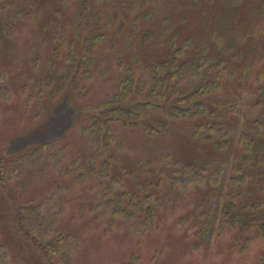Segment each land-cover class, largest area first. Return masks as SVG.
Wrapping results in <instances>:
<instances>
[{"label": "rangeland", "instance_id": "rangeland-1", "mask_svg": "<svg viewBox=\"0 0 264 264\" xmlns=\"http://www.w3.org/2000/svg\"><path fill=\"white\" fill-rule=\"evenodd\" d=\"M1 2L7 17L35 11L17 20L12 37L0 43V73L10 89L0 99V264L61 261L38 248L17 220V208L49 197L61 207L56 234L66 240L70 264H263V230L224 225L221 214L240 176L238 162L249 153L241 140L245 132L264 155V139L254 130L256 118L264 119V0ZM91 35L98 42L89 73L81 70L79 94L53 93L47 76L64 73L72 52L80 60L83 50L75 47ZM187 40L193 52L209 46L215 67L203 79L218 87L206 98L220 107L236 105L237 112L222 119L230 130L227 148L197 138L195 120L170 121L164 137L116 123L115 158L110 173H100L108 158L87 129L119 92L120 63L147 80L145 65L176 56L189 47ZM65 100L80 115L73 125L71 110H60ZM52 128L67 132L42 160L11 177L12 163L34 147H17L18 141ZM176 161L199 172L186 175Z\"/></svg>", "mask_w": 264, "mask_h": 264}, {"label": "trees", "instance_id": "trees-1", "mask_svg": "<svg viewBox=\"0 0 264 264\" xmlns=\"http://www.w3.org/2000/svg\"><path fill=\"white\" fill-rule=\"evenodd\" d=\"M5 4L6 2L0 3V43L12 37L17 20L29 18L35 11L32 8L21 9L22 11L12 17H7ZM258 10L262 11L260 7ZM82 41L83 46L77 45L75 47L77 51L83 50L80 60L75 58L76 54L71 51V55L67 54V62H71V65H68L65 72L59 73V69H57L47 76L46 84L48 86L52 82L55 83L53 93L71 90L79 94L81 70L85 75L89 73L88 70L93 63L91 59L93 45L98 40L96 36L91 35ZM186 42L185 46L188 45L189 47L184 50L183 48L176 50V56L156 61L151 65L146 64L144 69L150 72V77L147 80L139 78L135 68L120 63V69L123 73L120 90L109 100L99 114L93 116L87 129L97 147V152L108 158L100 165V173L106 172V170L107 173H110L109 166L113 157L115 158L111 153V147L115 144L113 126L116 123H121L123 126H141L150 135L164 137L170 121L195 120L194 132L197 138L200 137L207 143H214L219 149L227 148L230 130L229 125H226L222 119L225 115L232 114V111L237 112L236 105L231 104L224 107L221 105L220 107L206 98L218 87L216 82L203 79L205 74H208L206 69L215 67L212 64L213 61L209 60V46L206 45L202 48L196 46V51L193 52L192 43L188 40ZM9 96L10 89L7 85V77L2 72L0 73V99H6ZM63 103L60 110H71L68 114L72 116L71 125H73L77 118H80V115L69 101L65 100ZM260 104L261 102L256 105L259 106ZM157 113H160L162 117H156ZM151 115H154L153 120L146 119ZM51 120L54 122L55 117ZM52 122L51 124H53ZM254 125L257 135L264 139V119L259 116ZM53 129L37 130L35 134L18 141L17 147L21 145L34 147L31 152L23 154L18 158V161L12 163L9 167L11 177L21 173L27 166L42 160L45 151L51 146V143L54 144L56 137L63 136L67 132L66 128L61 134H56L59 132L52 131ZM248 135L254 137L251 132H245L241 140L248 145L249 153L238 162L236 171L240 173V176H236V186L230 196L231 199L223 206L221 218L224 225L237 226L242 231L259 227L264 234V155L257 153V141L254 138V140L248 139ZM183 163L180 161L175 164L178 170L182 169L183 171H181L186 175L192 174L195 177V173L199 172L197 167L192 163ZM258 164L260 166L256 168ZM180 165L181 167H179ZM1 167L2 160L0 159V170ZM2 175L0 171V176ZM183 181H187V179L184 178ZM125 194L128 195V193ZM125 194L121 196V199L119 198L118 204H122L125 200ZM115 198L114 195L108 201L113 202ZM53 199V197H49L40 204H27L17 208V220L21 230L32 239L38 248L53 257L55 256V258L61 259L60 262L58 260L52 262L53 264H60L63 261L70 264L68 250L65 249L66 240L56 234V224L61 213V207L57 208V203ZM50 237L51 239L48 240ZM61 250H63L62 253ZM262 263L264 264V258Z\"/></svg>", "mask_w": 264, "mask_h": 264}]
</instances>
